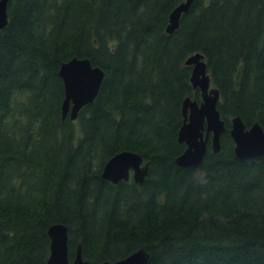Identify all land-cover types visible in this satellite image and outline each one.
<instances>
[{"label": "trees", "instance_id": "16d2710c", "mask_svg": "<svg viewBox=\"0 0 264 264\" xmlns=\"http://www.w3.org/2000/svg\"><path fill=\"white\" fill-rule=\"evenodd\" d=\"M9 0L0 29V264H46L51 224L69 257L147 264H264V155L237 157L240 115L264 127V0ZM205 55L227 126L216 152L181 166L189 55ZM88 57L106 74L76 119L62 115L61 64ZM140 152L144 183L102 177L115 153ZM203 169L204 177L197 174Z\"/></svg>", "mask_w": 264, "mask_h": 264}, {"label": "water", "instance_id": "95a60500", "mask_svg": "<svg viewBox=\"0 0 264 264\" xmlns=\"http://www.w3.org/2000/svg\"><path fill=\"white\" fill-rule=\"evenodd\" d=\"M8 1L0 0V29L8 23ZM194 0H184L170 13L167 31L173 32L180 23L183 13L187 12ZM192 66L191 81L201 91V101L187 96L183 101L184 119L178 131V140L186 144L185 149L176 157L181 166L200 165L208 150V142L214 151L221 149V136L226 131L225 119L222 117L218 102L220 90L211 83L205 55L195 52L186 59ZM65 87L62 101V115L68 114L72 119L78 117L80 109L92 102L99 93L105 70L94 65L88 57L74 56L64 61L59 69ZM230 133L235 142L234 152L237 157H258L264 155V127L259 122L247 126L240 115L232 118ZM150 163L144 161L143 155L131 149L121 150L111 156L104 164L102 177L114 183L129 180L145 182ZM50 236V254L46 264H69L68 226L57 222L48 229ZM150 253L145 247H139L127 256L116 260L93 261L83 257L82 246L78 245L71 264H147Z\"/></svg>", "mask_w": 264, "mask_h": 264}, {"label": "rangeland", "instance_id": "374dc122", "mask_svg": "<svg viewBox=\"0 0 264 264\" xmlns=\"http://www.w3.org/2000/svg\"><path fill=\"white\" fill-rule=\"evenodd\" d=\"M197 174H198V176H199L200 178H203V177H204V171H203V169H199V170L197 171Z\"/></svg>", "mask_w": 264, "mask_h": 264}]
</instances>
